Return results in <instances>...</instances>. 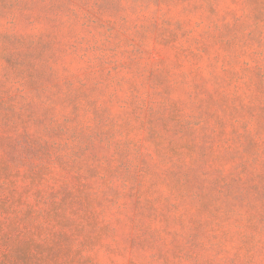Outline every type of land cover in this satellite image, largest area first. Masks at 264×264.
Instances as JSON below:
<instances>
[{
	"label": "rangeland",
	"instance_id": "374dc122",
	"mask_svg": "<svg viewBox=\"0 0 264 264\" xmlns=\"http://www.w3.org/2000/svg\"><path fill=\"white\" fill-rule=\"evenodd\" d=\"M0 264H264V0H0Z\"/></svg>",
	"mask_w": 264,
	"mask_h": 264
}]
</instances>
